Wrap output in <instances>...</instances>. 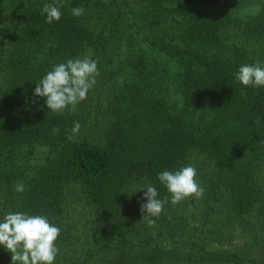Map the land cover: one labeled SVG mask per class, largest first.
Masks as SVG:
<instances>
[{
    "label": "trees",
    "instance_id": "obj_1",
    "mask_svg": "<svg viewBox=\"0 0 264 264\" xmlns=\"http://www.w3.org/2000/svg\"><path fill=\"white\" fill-rule=\"evenodd\" d=\"M52 2L0 0V219L48 216L55 264H264V87L235 78L264 63V0H65L47 23ZM84 57L95 87L52 112L36 82ZM189 164L204 195L173 206L157 174ZM149 184L169 197L153 227Z\"/></svg>",
    "mask_w": 264,
    "mask_h": 264
},
{
    "label": "clouds",
    "instance_id": "obj_2",
    "mask_svg": "<svg viewBox=\"0 0 264 264\" xmlns=\"http://www.w3.org/2000/svg\"><path fill=\"white\" fill-rule=\"evenodd\" d=\"M64 5L65 0L45 3L41 14L45 16L46 22H59ZM71 13L80 17L84 15L85 9L73 7ZM99 75L97 60L90 57L68 59L53 65L52 69L36 82L34 95L45 98L47 108L54 113L63 114L66 109L74 112L76 106L87 99ZM235 78L245 87H264V63L257 61L241 65L235 73ZM80 127L78 121L74 122L68 140L74 141ZM52 131L56 135L60 129L54 127ZM157 178L170 193V203L173 206L192 197L200 199L205 192L198 180V171L192 164L174 171H161ZM144 189L146 191L143 192V198L146 202L140 204V211L147 225L153 227L156 218H159L165 205L169 203V197L160 199L157 188L151 184L135 192ZM15 191H25L23 181L16 184ZM60 234L61 228L46 215L17 211L8 212L0 219V246L11 253V264H55L59 253L56 241Z\"/></svg>",
    "mask_w": 264,
    "mask_h": 264
},
{
    "label": "rangeland",
    "instance_id": "obj_3",
    "mask_svg": "<svg viewBox=\"0 0 264 264\" xmlns=\"http://www.w3.org/2000/svg\"><path fill=\"white\" fill-rule=\"evenodd\" d=\"M32 149L34 150L35 155H39V150L40 151L42 150V148L39 146H34V147H32Z\"/></svg>",
    "mask_w": 264,
    "mask_h": 264
}]
</instances>
